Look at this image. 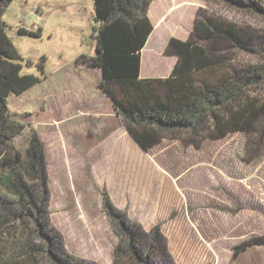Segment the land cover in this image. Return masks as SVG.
<instances>
[{
  "label": "rangeland",
  "instance_id": "374dc122",
  "mask_svg": "<svg viewBox=\"0 0 264 264\" xmlns=\"http://www.w3.org/2000/svg\"><path fill=\"white\" fill-rule=\"evenodd\" d=\"M189 1L178 0L174 10L191 9ZM195 7L187 40L198 14L208 12L253 39L256 52L239 54L236 62L264 63L263 15L215 0H197ZM3 19L23 73L40 77L9 100L26 127L15 145L25 152L33 132L43 144L48 224L65 253L113 264L123 240L105 209L108 199L146 233L160 226L177 264H264V117L247 133L198 146L165 140L146 153L99 89L98 70L81 60L96 55L93 0H13Z\"/></svg>",
  "mask_w": 264,
  "mask_h": 264
},
{
  "label": "trees",
  "instance_id": "16d2710c",
  "mask_svg": "<svg viewBox=\"0 0 264 264\" xmlns=\"http://www.w3.org/2000/svg\"><path fill=\"white\" fill-rule=\"evenodd\" d=\"M0 0V264H90L64 251L48 224L49 180L43 144L33 132L23 152L15 138L25 125L13 117L10 98L40 82L23 73V57L8 35ZM154 0H93L97 48L83 62L101 73L99 89L140 148L150 153L165 140L199 145L247 133L264 117V63L244 65L256 52L238 24L199 13L187 41L172 39L178 57L166 79H141L142 50L153 33ZM264 16V0H215ZM32 36H39L29 33ZM31 65L30 62H27ZM44 71V65H40ZM122 235L113 264H177L160 226L146 233L104 199ZM126 245V247H124Z\"/></svg>",
  "mask_w": 264,
  "mask_h": 264
},
{
  "label": "crops",
  "instance_id": "0c3cea01",
  "mask_svg": "<svg viewBox=\"0 0 264 264\" xmlns=\"http://www.w3.org/2000/svg\"><path fill=\"white\" fill-rule=\"evenodd\" d=\"M177 1L154 0L150 6L149 18L153 23L154 30L142 50L141 79H166L171 75L178 62V57L175 54H167V50L172 39L187 41L185 29L188 30L190 19L197 11V7H195L197 0L187 2L192 4L191 9H185L179 14L177 9L174 10L177 7L175 5ZM157 4L158 8H156ZM190 11L193 12L191 16ZM157 12L162 14L155 18ZM181 27H183L182 33L179 32L181 31ZM193 29L194 23L191 33ZM166 57H174V60L167 61L165 60ZM98 73L100 75V82L101 73Z\"/></svg>",
  "mask_w": 264,
  "mask_h": 264
}]
</instances>
